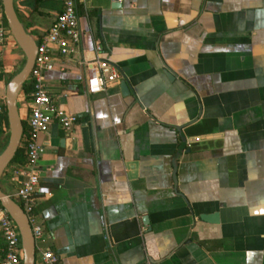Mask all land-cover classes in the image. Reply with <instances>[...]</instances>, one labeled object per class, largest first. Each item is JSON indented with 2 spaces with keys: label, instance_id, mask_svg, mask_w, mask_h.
I'll list each match as a JSON object with an SVG mask.
<instances>
[{
  "label": "crops",
  "instance_id": "crops-1",
  "mask_svg": "<svg viewBox=\"0 0 264 264\" xmlns=\"http://www.w3.org/2000/svg\"><path fill=\"white\" fill-rule=\"evenodd\" d=\"M28 1L13 4L34 38L61 2ZM76 12L77 51L43 71L77 120L36 135L35 249L57 264H264V0H82ZM96 41L120 77L89 93ZM16 46L8 35L0 98Z\"/></svg>",
  "mask_w": 264,
  "mask_h": 264
},
{
  "label": "built area",
  "instance_id": "built-area-1",
  "mask_svg": "<svg viewBox=\"0 0 264 264\" xmlns=\"http://www.w3.org/2000/svg\"><path fill=\"white\" fill-rule=\"evenodd\" d=\"M82 0H60L61 5L54 13L50 23L42 28L34 37L35 52L33 65L25 79H29L32 89L29 99H25L20 91V101L27 102V107L21 120L26 128L22 131L20 141L23 147L24 161L12 166L11 173L15 186L11 197L24 211L33 239L40 237L42 228L35 218L33 208L36 202V188L39 178L38 159L43 151V144L36 140L38 133H44L52 121L69 131L76 122L74 113L61 107L44 85L43 71L54 66L55 60L63 56H72L78 48L79 29L77 24L76 3ZM11 35L4 22V14L0 0V57L6 37ZM99 42H94V55L82 61L87 68L85 89L89 93L103 90L120 77L118 68L100 54ZM5 114L4 98H0V126ZM35 249V247H34ZM21 245L19 231L13 219L0 205V264H20ZM57 256L47 247L34 250L33 264H57Z\"/></svg>",
  "mask_w": 264,
  "mask_h": 264
},
{
  "label": "water",
  "instance_id": "water-1",
  "mask_svg": "<svg viewBox=\"0 0 264 264\" xmlns=\"http://www.w3.org/2000/svg\"><path fill=\"white\" fill-rule=\"evenodd\" d=\"M2 10L6 25L16 45L23 53V62L6 80L3 90L5 118L7 125V136L4 146L0 150V177L15 154L22 133V120L18 112L17 102L19 94L27 74L32 65L35 52V40L20 20L13 4V0H1ZM120 90L124 93L129 91L126 79L119 80ZM0 205L7 211L15 222L19 231L21 245L20 264H33L34 261V239L30 230L27 217L8 193L0 187ZM202 218L215 219L213 216H201Z\"/></svg>",
  "mask_w": 264,
  "mask_h": 264
},
{
  "label": "trees",
  "instance_id": "trees-1",
  "mask_svg": "<svg viewBox=\"0 0 264 264\" xmlns=\"http://www.w3.org/2000/svg\"><path fill=\"white\" fill-rule=\"evenodd\" d=\"M41 1L42 0H29L28 3H30V6L32 9H37V7L39 6ZM4 22H5V18H4ZM31 89H32V84H31L30 80L25 79L23 82L22 88H21V92H22L25 99H29V92L31 91ZM25 128H26L25 122L22 121V131L25 130ZM1 132H3V134H4V140H3V142L0 143V150L4 146V144L6 142V136H7V125H6L5 114L2 117V125L0 126V133ZM23 161H24L23 147H22L21 142H19L17 149L15 151V154L10 159L8 164L14 163L16 165V164H21Z\"/></svg>",
  "mask_w": 264,
  "mask_h": 264
},
{
  "label": "rangeland",
  "instance_id": "rangeland-1",
  "mask_svg": "<svg viewBox=\"0 0 264 264\" xmlns=\"http://www.w3.org/2000/svg\"><path fill=\"white\" fill-rule=\"evenodd\" d=\"M60 5H61V3H60ZM59 6V0H42L41 2H40V4H39V7H40V9H42L43 11H47V12H52V11H54L57 7ZM20 18V17H19ZM21 19V18H20ZM15 42V41H14ZM16 44V43H15ZM17 48H18V46H16ZM19 49V48H18ZM19 52H21V50L19 49ZM20 55H21V58H20V61H19V64L17 65V67L14 69V71L16 70V69H18L19 67H20V65L22 64V62H23V53L21 52L20 53ZM11 75V74H10ZM10 75H8L7 77H6V80L8 79V77L10 76ZM20 97H21V94H19V100H18V102H17V105H18V108L20 107V103H21V101H20ZM3 140H4V134H3V136L1 137V142H3ZM0 184H1V179H0ZM15 200H17L15 197H13Z\"/></svg>",
  "mask_w": 264,
  "mask_h": 264
}]
</instances>
